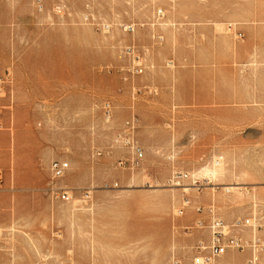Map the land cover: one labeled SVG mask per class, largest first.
Listing matches in <instances>:
<instances>
[{
	"label": "rangeland",
	"instance_id": "rangeland-1",
	"mask_svg": "<svg viewBox=\"0 0 264 264\" xmlns=\"http://www.w3.org/2000/svg\"><path fill=\"white\" fill-rule=\"evenodd\" d=\"M133 116L138 168L116 142ZM53 160L69 164L54 184ZM255 203L264 0H0V264H192L212 219Z\"/></svg>",
	"mask_w": 264,
	"mask_h": 264
},
{
	"label": "built area",
	"instance_id": "built-area-1",
	"mask_svg": "<svg viewBox=\"0 0 264 264\" xmlns=\"http://www.w3.org/2000/svg\"><path fill=\"white\" fill-rule=\"evenodd\" d=\"M157 15L162 17V12L158 11ZM127 31H134V26L129 25ZM242 35L237 34L240 38ZM159 37L158 40H162ZM138 59V58H137ZM133 75H140L143 73V68L140 65H135L129 70ZM103 115L107 121H110L112 116V104L110 100H105L102 104ZM137 129L135 116L129 118L123 127V130L116 136V142L120 143L128 153L127 159L120 161L119 165H128L129 168H138L144 158V151L139 145L135 131ZM69 169V164L61 160H53L49 165L51 175V182L61 180ZM187 176L178 174L172 178V182L180 184L182 179ZM52 196L60 199L61 201L68 202L71 198L70 192L65 188L50 187ZM200 211V208H198ZM183 210L178 211L181 215ZM197 226L204 227L203 222H197ZM209 230L208 244L198 242L196 245V256L192 264H218L217 260L226 255L230 251H243L249 248L251 251V258L245 264H264L263 249L264 244L256 232L264 228V206L261 203L253 204V210L248 218L236 220L233 224H226L222 220L214 218L207 226ZM250 228L252 236L250 239L245 238L241 233L242 229Z\"/></svg>",
	"mask_w": 264,
	"mask_h": 264
},
{
	"label": "bare ground",
	"instance_id": "bare-ground-1",
	"mask_svg": "<svg viewBox=\"0 0 264 264\" xmlns=\"http://www.w3.org/2000/svg\"><path fill=\"white\" fill-rule=\"evenodd\" d=\"M222 165L223 164H221L220 161L215 160L214 161V165L212 167L205 168L204 170H202L200 172V174L207 176L208 179H212V180L214 179L215 180V179H217V178H219V177H221L222 175L225 174V168ZM195 175L196 174H193V177ZM231 185L234 186L235 184H231ZM236 185H238V184H236ZM231 189L239 191V188H237V187H231ZM187 190H189V189L188 188H184V191H187ZM218 264H231V263L223 262V263H218Z\"/></svg>",
	"mask_w": 264,
	"mask_h": 264
},
{
	"label": "crops",
	"instance_id": "crops-1",
	"mask_svg": "<svg viewBox=\"0 0 264 264\" xmlns=\"http://www.w3.org/2000/svg\"><path fill=\"white\" fill-rule=\"evenodd\" d=\"M243 235V234H242ZM244 236V235H243ZM261 237H264L263 235H261ZM234 251H230L227 254H229V256L227 258H224L226 255H224L223 257L221 256L218 260L217 263H230V262H235L237 264H242L245 260V257L240 256L238 254L232 253Z\"/></svg>",
	"mask_w": 264,
	"mask_h": 264
}]
</instances>
